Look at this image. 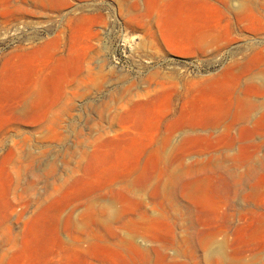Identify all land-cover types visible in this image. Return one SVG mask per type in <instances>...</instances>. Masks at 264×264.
Segmentation results:
<instances>
[{
	"label": "rangeland",
	"instance_id": "374dc122",
	"mask_svg": "<svg viewBox=\"0 0 264 264\" xmlns=\"http://www.w3.org/2000/svg\"><path fill=\"white\" fill-rule=\"evenodd\" d=\"M0 264H264V0H0Z\"/></svg>",
	"mask_w": 264,
	"mask_h": 264
}]
</instances>
